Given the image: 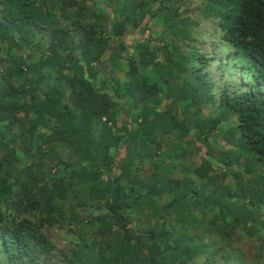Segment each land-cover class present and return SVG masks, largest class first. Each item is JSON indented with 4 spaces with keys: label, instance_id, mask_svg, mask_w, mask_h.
Returning <instances> with one entry per match:
<instances>
[{
    "label": "trees",
    "instance_id": "trees-1",
    "mask_svg": "<svg viewBox=\"0 0 264 264\" xmlns=\"http://www.w3.org/2000/svg\"><path fill=\"white\" fill-rule=\"evenodd\" d=\"M103 1L0 0V39L17 35L25 50L0 49V62H8L0 75V149L11 143L0 157V264H47L55 243L45 227L76 214L65 196L80 195L86 182V192L103 202L92 194L87 198L96 201L77 200L79 232L123 233L110 260L100 245L107 242L90 249L106 264H264V213L256 209L264 206V0ZM152 44L172 76L189 75L186 89L150 74ZM47 78L48 90L41 88ZM219 139L240 144L254 160L256 188L243 192L244 181L217 187L214 158L202 151L224 166L237 162L226 146L209 145ZM17 143L30 163L14 155ZM198 153L196 185L163 166L164 156ZM39 156L68 168L54 178L62 197L41 191L50 165ZM146 170L151 182L140 178ZM202 205L205 223L190 209ZM128 216L154 218L155 225L131 226ZM85 243L78 246L86 253ZM145 247L150 256L140 260Z\"/></svg>",
    "mask_w": 264,
    "mask_h": 264
},
{
    "label": "rangeland",
    "instance_id": "rangeland-1",
    "mask_svg": "<svg viewBox=\"0 0 264 264\" xmlns=\"http://www.w3.org/2000/svg\"><path fill=\"white\" fill-rule=\"evenodd\" d=\"M105 1V0H104ZM104 1L102 4H104ZM87 3V2H86ZM89 1L87 3V6L89 5ZM101 6V5H99ZM51 7L53 8L54 5H50L49 8L51 9ZM55 9V8H54ZM52 10V9H51ZM53 11V10H52ZM111 20L114 19V15L113 13H111ZM160 27L157 26L155 27L152 31L153 34L156 35L159 33ZM133 37H136V34L133 33L132 34ZM75 40H77V38L75 37ZM8 44L10 45V52L12 54L16 52H22L24 53V46L21 48L18 46L19 41L17 39V35H14V38L11 41H8L4 38L0 39V49L3 50V53L6 49V47L8 46ZM160 46L161 44L158 43ZM149 49L154 50V59L156 60L155 64H151L149 63L147 66V69L150 71V74L153 75L156 79H158V81H160V83L162 84V77L165 76L168 78V80H171L172 83V87L176 86V89H186L188 87V85L190 84V77L189 75H185L183 71L178 70V75L177 76H172L171 74V65L169 64V62H166L163 60V56L160 54L159 49L154 46V44L149 46ZM76 52V51H75ZM37 54V52H36ZM76 54L78 55V57H80V55L76 52ZM8 62L4 63V62H0V75L1 77L2 74H5V68ZM122 75V73H121ZM47 82V83H46ZM235 83V82H231ZM52 85V83L49 85V79H45V81L42 83V87L43 89H49V87ZM45 88H44V87ZM26 98H28V96H26ZM42 98V97H41ZM40 98V99H41ZM169 101V100H168ZM184 102V101H183ZM162 104L165 103V101L161 102ZM182 105V104H181ZM161 106V104H160ZM181 107V106H180ZM27 115L29 117H32V112L31 110H27ZM176 115L178 117L181 116V110L180 108L176 111ZM223 126H227V124L224 122ZM233 133V130H231L230 134ZM212 140V139H211ZM219 143V144H218ZM223 140L219 139L216 142H213V144H209L210 146L215 147L216 149H219V146H226V148H223V150L227 151L230 150L232 152V154L234 156H237V162H232L231 166H227V165H223L221 163V161L218 160L217 156H211L210 154L207 155L205 153V151L203 150L202 153L205 157L211 158L213 157L214 159H211L212 161L209 162L210 166L213 167V170H211L212 175L214 176V179L216 181V185L218 188H220V190H222V188L224 186L229 187L231 186L232 188H237L236 186H234V184L236 182L242 184V182H245V190H243V192H246V190H249L251 188H256L257 187V180L255 178V174H251L250 172H252V168H256L255 164H254V160L246 153H244L242 150L240 151L238 149V146H240V144H235L233 145L232 143L226 144L224 143ZM219 145V146H218ZM17 146L19 147L17 149V151H14V155H18L19 157H21V160H23V162L28 163L30 161V158H28L27 156L23 157L22 154V149H24L22 147L21 143H17ZM210 151H212L213 147H210ZM11 151V143L8 144L7 146H5L4 149H0V157L1 156H5L6 154H9V152ZM225 151H223L225 153ZM70 152H73L70 149ZM210 153V152H209ZM196 157H191V156H185L184 159L180 158V157H173L172 156H164V158H162L165 162H164V167L165 166H170V168L172 169V173L171 176H176V177H180L182 179L185 178V182L186 181H190V182H195L197 180V176L194 177L196 180L192 179V173L193 172V168H191L194 164H198L199 160H200V154L198 153L195 154ZM199 156V157H198ZM44 158V160H43ZM199 160H198V159ZM10 162L12 164H16V162L13 160V158H9ZM159 159V158H158ZM252 159V160H251ZM38 160L45 162L47 165H50L49 168V174L46 177V181L41 182V191L44 193L45 196H48V194H52L56 196V198H60L62 197V193H60L58 191V186L55 184V179L59 178L57 176H60L61 174H64L65 172H69L68 168H65V165L63 163H60V165L58 163H56V158L52 161H49V159H46L43 156H39ZM77 158H73V161L77 162ZM30 163V162H29ZM56 163V164H55ZM191 163V164H190ZM239 165V167H237L236 165ZM46 165V168H48V166ZM190 165V166H189ZM23 166L22 163H20L19 165H16L15 169L18 172L21 167ZM234 166V168H233ZM257 166L262 167V164L258 163ZM219 167V169H218ZM258 167V168H259ZM166 168V167H165ZM170 168H168L167 170H165L166 172L170 170ZM216 171V172H214ZM217 171H220L221 174H219ZM225 172L227 173V175H223L222 173ZM235 175V176H234ZM234 176V177H232ZM190 177V178H188ZM55 178V179H54ZM140 178L142 180H145L147 182H151L154 177L152 175V173L150 172V170H146L145 173L140 175ZM214 181V182H215ZM218 181H221V184H219ZM57 182V181H56ZM213 182V183H214ZM197 182H195L196 185ZM87 182L81 187V191L82 188L83 191L79 193L77 192V194H73L69 193L68 195L65 196L66 198V202L68 204V206L73 209V211H76V214L69 220L65 219L63 221H59V225L60 227H58V225H50V226H46L45 227V232L46 235L55 243V249L53 250V257H51L48 261L47 264H106L107 262L101 261L100 258H97L96 256L94 257L91 254L90 249L94 248V246L96 247V243L100 244L103 242H107L106 245L107 247H105V244H100L102 247H104L105 249V258L107 260H110L112 257L116 256L119 251H121L122 248V243L123 241V233L121 230H118L116 228H111L109 230H107L108 232L105 233L104 238L103 235H99L94 234L93 233V229H96V227H92L89 231L91 233L88 234H81V231L79 232V229L82 228L80 227V224L82 223L81 220V212H84L83 209H79L77 210V206L75 203H77V200H79V198L82 199H88L87 195L92 196L93 198H95L97 201L100 200V202H103V198H97L99 197L95 192H92L90 194V192H86L87 191ZM214 187V186H213ZM228 189V188H227ZM209 191H212L213 189L209 186L208 187ZM248 192V191H247ZM96 200H90L88 199V202H93ZM159 201H163V199L159 198ZM89 202V203H90ZM191 203V202H189ZM207 205H202V206H196V207H190V209L192 208V213L197 217L196 222L199 223H205L207 218H208V209H207ZM258 208L259 211H262L264 213V206L258 204L256 209ZM217 209V208H216ZM255 212V211H254ZM207 216V217H206ZM128 223L131 226H136V224H139L141 227L150 229L152 227H154L155 222H154V218L153 219H149V217L146 219L145 216H138V217H132V216H128ZM235 225V223L233 221H231L230 223L226 224V229L231 230V228ZM232 226V227H231ZM156 234H160L162 233V229H160L159 227L155 228ZM211 234V238L213 240L219 239L220 235L216 234L215 232H210ZM235 239V234H232L230 236V240H234ZM83 241H85L88 251L85 253L83 251H81V248L78 246L79 244L81 245L83 243ZM122 242V243H121ZM230 242H223L224 245H228ZM236 243V242H234ZM232 245V244H231ZM235 246L237 244H234ZM98 246V245H97ZM127 248V247H126ZM242 251L244 252V258H248L249 257V253L246 252V247L243 244L241 247ZM127 250V249H126ZM140 252V260H143L145 257H149L150 256V249L149 247H145L142 250L139 251ZM140 261H138L139 263ZM220 260L218 259L217 261H215L213 264H219Z\"/></svg>",
    "mask_w": 264,
    "mask_h": 264
}]
</instances>
